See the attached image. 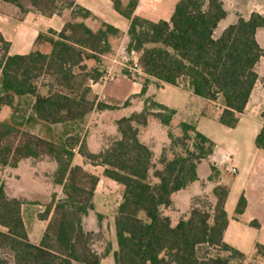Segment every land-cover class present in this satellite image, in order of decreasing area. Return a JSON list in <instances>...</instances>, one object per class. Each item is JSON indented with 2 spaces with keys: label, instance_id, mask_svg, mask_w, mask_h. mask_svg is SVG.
<instances>
[{
  "label": "trees",
  "instance_id": "obj_1",
  "mask_svg": "<svg viewBox=\"0 0 264 264\" xmlns=\"http://www.w3.org/2000/svg\"><path fill=\"white\" fill-rule=\"evenodd\" d=\"M24 0H0L21 6ZM63 0H31L32 10L45 18L61 15ZM114 10L130 22L127 52L139 54L138 68L143 79L140 96L147 93L150 80L178 86L188 82L195 96L212 103L222 102L219 123L236 129L240 117L259 81L256 71L264 50L257 33L264 29V16L252 13L240 18L214 37L228 13L223 0H180L169 22H150L135 16L140 0H109ZM71 19L58 33L40 34L38 48L28 55L9 56L11 45L0 33L3 56L0 58V109L12 108L17 98L33 97V111L38 121L47 125H66L84 121L93 112L118 108L98 103L92 98L91 84L103 79L104 73L87 63L100 66L111 53L110 36L120 31L102 24L92 30L84 21L93 17L84 8L68 4ZM123 74L136 79L129 70ZM43 91H46L44 94ZM140 114L117 122L119 138L110 139L97 155L88 152L79 137L55 143L33 135L11 122H0V172L16 169L22 161L49 158L57 165L54 193L39 218L48 226L39 246L30 243L22 216V200L11 198L0 177V264H101L112 254L109 245L104 257L95 249V233L87 232L84 220L95 211L94 198L99 179L74 167L75 150L93 165L105 168L104 177L123 186L122 200L114 222L117 251L115 264H260L264 246L257 245L254 259L248 263L244 254L224 242L229 219L226 203L230 187L219 184L213 190L215 203L209 198L196 199L187 219L175 226L165 215L173 209L172 196L199 181L198 166L213 156L215 144L188 124H181V136L169 133L170 150H164L158 161L153 150L140 141V127H147L150 117L170 127L175 112L148 98ZM131 105L127 101L123 108ZM159 112H153L154 109ZM264 122V112L261 115ZM181 144L184 148L176 152ZM256 147L264 151V125L256 138ZM210 181L220 177L211 167ZM247 208L242 196L236 208L241 216ZM252 226L259 228L257 222Z\"/></svg>",
  "mask_w": 264,
  "mask_h": 264
},
{
  "label": "crops",
  "instance_id": "obj_2",
  "mask_svg": "<svg viewBox=\"0 0 264 264\" xmlns=\"http://www.w3.org/2000/svg\"><path fill=\"white\" fill-rule=\"evenodd\" d=\"M65 1H68V3L74 2L75 6L92 13L93 17L84 21L92 30L98 31L100 29H95L93 26L94 22L100 21L102 24H108L120 31V39L117 40L116 44H110L112 51L102 58L103 61L100 66L94 62L87 63L89 69L99 67L104 73L101 81L91 84V97L96 98L98 103L115 106L118 109L105 112L95 111L82 122L66 125H47L37 120L32 106V116L26 122V124H29L26 131L42 139L52 141L48 137L52 131L59 133L58 131H62L66 127L76 129L78 125L85 126V134L81 140L82 142L85 141L88 152L97 155L105 150L110 139L119 138L117 122L143 112L146 99L150 98L156 104L174 111L176 115L170 127L164 126L154 117H150L147 127H140V141L153 150L156 161L161 157L163 151L168 149L166 147H169V150L171 148L169 133L171 132L174 135L176 132L174 135L176 138L181 136V124L194 127L198 133L215 144V150L208 161H204L198 166L199 181L186 190L174 194L172 196L173 209L165 210V215L171 219L172 223L174 219L177 224L182 218L187 219L189 217L196 199L207 197L214 204V188L219 184L229 186L230 194L225 208L229 224L224 233V242L244 254L248 263L251 262L256 255L257 245L264 246V151L259 150L255 144L256 138L264 125L261 119L264 112V75L258 72V69L264 65V58L257 66L256 71L259 75V81L254 88L245 112L240 117V123L236 129H229L219 123V117L223 111L222 102L212 103L195 96L186 81H181L178 86H172L149 78L151 82L145 97L132 100V98L142 94L143 79L148 77L137 66L139 54L135 52L131 54L126 52L125 54L122 50L124 47L127 50L129 44L130 22L114 10L113 4L109 0ZM179 1L140 0L135 16L154 23L159 21L169 22ZM244 1L247 2L248 0ZM0 3L8 10H0V33L11 45L9 56L28 55L34 51L35 47H43L42 45H39V47L36 45L39 35L46 34L51 30L60 33L66 22L70 20L68 17L71 15V10L67 8L63 10L61 15L49 19L32 10L30 6L25 7L23 2L20 7ZM223 3L228 13L225 19L227 20L232 15L226 8L225 0H223ZM113 11L123 18L126 23L112 25L107 16L114 17ZM252 13H259L264 16V12L259 11L251 12L247 17L235 16L234 23L231 25H235L240 18L248 20ZM44 19H47L48 22ZM224 21L219 24L218 29ZM228 27H225V29ZM217 30L214 35L215 38ZM120 40H122V43ZM257 40L264 50V29L258 31ZM122 59L132 61L129 71L133 73L134 77H137V80L130 79L123 74V71L128 69H120L117 66L123 65ZM24 98H17L16 102ZM31 98L35 102V99ZM129 100H131V105L123 108V105ZM153 112H159V110L156 108ZM89 129H91V134L89 139H86ZM74 134H78V130L76 133L71 131L67 135L59 134L58 138L62 136L65 141ZM60 141L56 143H60ZM158 149L160 150L159 156ZM203 163H207L209 169L207 173L201 175L200 166ZM73 166L81 167L85 172L99 179L94 198L95 211L89 214L88 219H98L97 214H101L98 211L99 208L105 207L103 203H109L108 200L111 193H114V188L121 190L120 200H122L124 187L105 178V168L93 165L88 161L81 154L80 147L75 150ZM212 166L220 172V177L215 181L209 180L212 175ZM56 169L57 165L46 157L41 160L22 161L18 168H7L2 171L8 196L24 202L22 216L30 243L35 246L41 244L48 226V221L41 220L39 216L44 214L46 206L51 202L52 193H58V188H60L54 187L49 179ZM183 193H185L184 197H182ZM242 196L247 201V208L243 215L237 216L236 208ZM120 202L116 203V207L119 206ZM114 217L115 214L112 218L113 221ZM87 218L84 220V226ZM254 222H257L260 227H253L252 223ZM114 223L113 227L115 229ZM117 249L113 248L112 253ZM258 262L264 264L263 260L259 259Z\"/></svg>",
  "mask_w": 264,
  "mask_h": 264
},
{
  "label": "rangeland",
  "instance_id": "obj_3",
  "mask_svg": "<svg viewBox=\"0 0 264 264\" xmlns=\"http://www.w3.org/2000/svg\"><path fill=\"white\" fill-rule=\"evenodd\" d=\"M30 1L31 0H24L23 5L25 7H28V6L31 7ZM68 4H69L68 1L63 0L62 3H60L59 7L64 10L67 8ZM225 5H226L227 10H229L230 14L232 15V17L230 16L219 27V29L217 30V34H216V39H218L222 35L223 31L225 30V27L230 26L232 23H234V17L235 16L247 17L248 15H250L251 12H257V11L264 12V0H248L247 2L244 0H225ZM6 8L7 7H5L4 5H1V3H0V10L8 11ZM21 12H23V10H21ZM113 14H114L113 15L114 17L107 16L108 21L110 23H112V25L119 24V23H126V21L123 18H121L119 15H117V13L114 12ZM69 18L71 19V17H68V19ZM44 20H46V22H48L47 19H44ZM93 26L95 29H99L102 27V23L100 21L94 22ZM120 37L121 36H118V37L110 36V38H109L110 44H113V45L116 44L117 40L120 39ZM120 41L122 43V40H120ZM263 45H264V43H263ZM124 48L122 50L126 54L127 50H126V48L125 49ZM34 50H38V48L35 47ZM40 50H42L43 52L48 51L47 48H45V47H40ZM3 53H4L3 52V46L0 44V58L3 56ZM122 60H123L122 64L125 66H123V65H117V66L120 69L124 68V69L129 70L130 63L132 61H130L128 59H122ZM114 71H115V69H114ZM114 71H113V73H114ZM258 72L262 73V75H264V65L258 69ZM43 93L45 94L46 91H43ZM1 95H2V89H1V75H0V96ZM33 105H34V100L31 97H27L24 99H19L17 102L15 101V104L12 108H10V107L1 108L0 109V122H11L13 124L20 126L21 129L26 131L29 127V124H26V122H27L28 118H30L32 116L31 111H32ZM77 130H78V134H74L72 137L77 136L80 139H83V136L85 134V126L82 127L79 125H78V128H76V129H74V128L71 129L69 127H66L64 130L58 131L59 133L52 131V133L49 134L48 137H50V139H52V142L56 143L59 140H61L60 141V143H61V142H64V140H63L62 136L60 138H58L59 134L67 135L71 131H74L76 133ZM90 132H91V129L88 130V132L86 134V139L87 138L89 139L90 134H91ZM175 133H174V135H175ZM166 148H168L167 150H169V147H166ZM183 148H184V145L181 144L180 146H178V148H176L175 151L181 152L183 150ZM157 152H158V156H159L160 150L158 149ZM208 169H209L208 164L203 163L200 166L201 175L203 173L204 174L207 173ZM0 177L3 181H5L3 172H0ZM49 179L53 184V175H51ZM54 187H55V185H54ZM58 190L59 191L57 194H61L62 189L58 188ZM121 193L122 192L120 189L118 190V188H114V193L113 194L111 193V197L108 200L109 203H107V204L103 203V204H105V207L102 209L99 208L98 211L101 214H97L98 219L97 218L96 219L95 218H91V219L87 218V221H86L85 226H84V228L87 232L92 231L95 233L97 241L94 244V249L102 257H104L106 250L108 249L109 245L112 246V250H113V248H118L117 247L116 233H115V229L113 227L114 221L112 220V218H113V216L117 210L116 203H119V201H121L120 200V194ZM52 195H53V193H52ZM184 196H185V193H183L182 197H184ZM181 203H183V202H181ZM105 216H106V218H105ZM114 225H115V223H114ZM172 225H174V226L176 225V222L174 219H173ZM0 230L3 231L2 228H0ZM101 264H114L113 253L110 254L108 257H104Z\"/></svg>",
  "mask_w": 264,
  "mask_h": 264
}]
</instances>
